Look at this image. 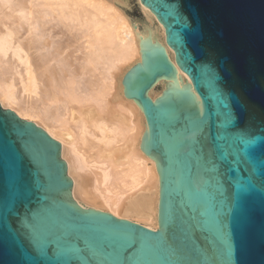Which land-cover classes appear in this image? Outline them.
Instances as JSON below:
<instances>
[{"label": "water", "instance_id": "obj_1", "mask_svg": "<svg viewBox=\"0 0 264 264\" xmlns=\"http://www.w3.org/2000/svg\"><path fill=\"white\" fill-rule=\"evenodd\" d=\"M141 2L191 83L149 39L122 80L157 165V227L76 204L60 143L0 105V264H264V0ZM160 77L174 82L153 101Z\"/></svg>", "mask_w": 264, "mask_h": 264}, {"label": "bare ground", "instance_id": "obj_2", "mask_svg": "<svg viewBox=\"0 0 264 264\" xmlns=\"http://www.w3.org/2000/svg\"><path fill=\"white\" fill-rule=\"evenodd\" d=\"M143 39L162 46L179 85H191L141 0H0V105L60 143L76 204L155 229L157 165L140 146L141 106L122 83ZM167 82L157 78L147 96Z\"/></svg>", "mask_w": 264, "mask_h": 264}]
</instances>
